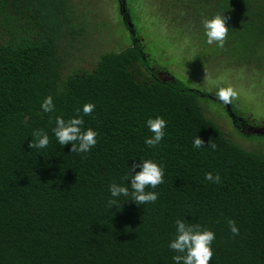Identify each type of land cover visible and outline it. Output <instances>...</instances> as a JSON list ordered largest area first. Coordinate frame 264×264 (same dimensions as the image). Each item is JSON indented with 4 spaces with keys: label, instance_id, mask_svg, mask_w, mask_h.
Masks as SVG:
<instances>
[{
    "label": "trees",
    "instance_id": "1",
    "mask_svg": "<svg viewBox=\"0 0 264 264\" xmlns=\"http://www.w3.org/2000/svg\"><path fill=\"white\" fill-rule=\"evenodd\" d=\"M129 2L141 0H118L130 42L99 54L94 68L83 71L66 64L97 24L77 13L73 0H0V264H176L179 253L169 245L178 219L215 233L210 264H264V150L230 140L204 111L201 100L210 94L158 76L127 22ZM168 3L177 11L167 21L208 45L210 55L264 72V0ZM223 13L229 32L220 48L207 43L202 21ZM48 96L51 113L41 107ZM88 103L95 109L85 116ZM77 109L82 131L97 132L88 153H71L72 145H60L53 132L56 117L67 121ZM156 117L167 121L165 136L149 147L147 120ZM231 118L245 139L264 140ZM38 129L49 145L31 149ZM197 136L203 148L193 147ZM143 160L164 169V182L146 188L158 193L157 201L138 205L121 196L120 206L110 208V185L131 192V176L125 177L141 171L131 166ZM207 173L219 174L221 183L206 180Z\"/></svg>",
    "mask_w": 264,
    "mask_h": 264
},
{
    "label": "rangeland",
    "instance_id": "2",
    "mask_svg": "<svg viewBox=\"0 0 264 264\" xmlns=\"http://www.w3.org/2000/svg\"><path fill=\"white\" fill-rule=\"evenodd\" d=\"M77 13H87L93 30L86 40L88 45L75 59L68 60L67 70L73 65L91 71L99 54L120 50L130 42L129 31H123L119 17L118 0H73ZM168 0H141L130 3L131 16L127 22L134 26L144 53L163 80L178 79L186 87L210 94L202 99L206 115L221 126L231 141L246 149L264 150V140L245 139L233 125L231 116L238 119L244 133L264 134V72L254 65L229 67L223 60L210 55L209 46H202L182 32L179 23L167 21L177 9L170 8ZM93 19V20H92ZM132 20V23L130 21ZM128 33V34H127ZM77 62V64H75ZM72 63V64H71ZM233 87L238 96L232 104L217 100L221 87ZM216 99V100H214ZM231 115V116H230Z\"/></svg>",
    "mask_w": 264,
    "mask_h": 264
},
{
    "label": "clouds",
    "instance_id": "3",
    "mask_svg": "<svg viewBox=\"0 0 264 264\" xmlns=\"http://www.w3.org/2000/svg\"><path fill=\"white\" fill-rule=\"evenodd\" d=\"M228 19L229 17H226L223 13L202 21L208 44L215 43L220 48L224 47L229 32V28L226 25ZM215 95L218 101L229 105L237 98L238 93L233 87L229 86L219 88ZM41 107L46 113L53 112L55 110L53 98L51 96L45 98ZM94 109V104H85L83 106V114L90 116ZM79 113L80 109H77L78 115L67 121L63 117H56V127L53 129V132L60 145L71 144V153L82 154L88 153L97 144V132L91 128L82 131L84 119ZM147 127L153 135L145 140L146 145L149 147L159 145L164 139L167 121L162 117L149 118L147 120ZM32 136L33 139L28 145L29 148L38 150L44 149L49 145V136L43 130H35ZM204 144L205 142L198 136L193 141V147L196 149L203 148ZM208 148L213 150L217 148L214 140L209 141ZM137 167H140L142 170L135 175H131L130 171L129 176L125 177L128 180L131 176V192L129 191V187L116 183L110 185L109 192L112 197V199L108 200L110 208L120 206L118 198L121 196H131L130 200L138 205L155 203L157 201L158 193L146 191V188L155 189L164 182V169L151 160H143L142 164H133L131 169L134 170ZM205 179L213 183H221L219 174L213 175L212 173H207ZM228 226L233 236L239 235V229L234 220H229ZM214 240L215 233L213 231L201 229L199 224H186L183 220L178 219L176 221V238L171 241L169 247L179 253L173 257L176 264H210L213 257L211 245Z\"/></svg>",
    "mask_w": 264,
    "mask_h": 264
},
{
    "label": "water",
    "instance_id": "4",
    "mask_svg": "<svg viewBox=\"0 0 264 264\" xmlns=\"http://www.w3.org/2000/svg\"><path fill=\"white\" fill-rule=\"evenodd\" d=\"M261 134H263V133H261Z\"/></svg>",
    "mask_w": 264,
    "mask_h": 264
}]
</instances>
